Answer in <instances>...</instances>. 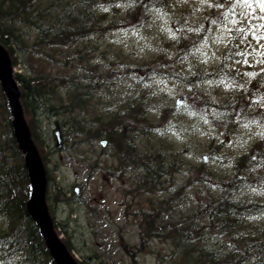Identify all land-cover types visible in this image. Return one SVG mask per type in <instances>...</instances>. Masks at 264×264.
I'll return each mask as SVG.
<instances>
[{"label": "rangeland", "instance_id": "1", "mask_svg": "<svg viewBox=\"0 0 264 264\" xmlns=\"http://www.w3.org/2000/svg\"><path fill=\"white\" fill-rule=\"evenodd\" d=\"M115 3L121 4L117 6H120L121 10L127 8L124 6L126 0H115ZM253 5L255 6L254 0ZM215 6L220 12L212 20H207L206 16ZM100 11L105 13L108 19L118 14L113 7L101 6ZM244 12L248 15L242 16L241 13ZM258 14H261L258 7L253 12L238 0L231 3H228V0H208V3H201L200 0H171L164 8L154 9L150 19L142 26L132 23L129 26L134 27L131 28L114 27L110 25L111 22L106 23L107 18L103 17L101 23L103 30L91 35V43L95 44L96 51L93 54L90 52L85 54L88 57L91 55L88 61H84L85 63L98 64L105 82L123 86L118 87L117 92L125 91L127 87L138 86L147 96L150 94L151 97L153 93L156 103H159L160 107H165L162 112L154 111L151 114V126L156 131L164 129L163 127L167 125L170 133L163 135L160 139L162 141H157L161 135H153L151 146L158 147L162 142L163 148L168 149L166 150L169 158L165 163L174 165H171L166 173L175 179L176 185L181 184L180 190L183 192L193 191L197 180L218 178L194 166L199 168L204 163L207 169L212 168L230 175L232 164L227 162H230L235 154L250 147L263 133L260 128L255 126L250 128V125L247 127L237 125L234 128L214 125L207 117L215 108L214 104L202 105L204 101L200 98L204 95L216 102L234 99L239 87L237 85L239 77L223 79L220 77L227 73L220 72L215 79L209 80L210 78H205L202 74L217 70L222 51L230 37L233 21L243 18L246 22H251ZM255 20L249 23V29L256 33L255 39L247 46L248 55L244 59L227 63L225 68H228L227 71L234 69L241 77L249 78L248 81L241 83L243 89L240 93L248 91L249 98L254 104L253 108L256 109L264 107V68H261L263 65L258 62V55L264 50V38H260L264 37V28H254L253 25H263L260 20ZM211 22L213 23L210 24ZM108 24L109 27L106 26ZM170 32L175 33V38ZM17 37L21 39L22 46L27 44V49L23 50L13 44L16 50L14 55L21 59L25 54H30L29 50L36 35L29 34L27 30ZM73 56L74 59L68 67L42 63V59L38 57L32 62L27 63L25 60H22L21 64L18 62L15 70L23 73L28 71L29 67L33 75H40L34 78V83H39V79L46 80L47 77H43L46 74L54 76L78 73L82 58ZM148 62L152 67H157L159 75L149 78V86L141 87L139 82L143 84V81L140 80L141 74L137 68ZM149 76L152 77L151 74ZM103 87L104 85L101 86ZM179 96L184 98V104L176 108V99ZM119 100L120 94L117 102ZM48 103L52 104L49 99ZM37 116L41 118L44 114L39 113ZM99 116L109 115L97 114L96 117ZM186 116L198 118L192 122L190 119L189 123L184 124ZM47 120L48 118L37 121V126L41 128V138L45 136L42 141L46 143V145L44 142L39 143L38 147L41 154L49 160L51 196L54 194L56 199L53 215L58 233L70 241L72 254L87 264H132L130 255L136 252L137 248L134 247H138L141 238L136 221L138 219L134 217L135 215L127 217L130 214L127 211L136 212L134 210H140L141 207L149 209L155 196L146 189L145 197L137 196L136 199L130 200V195L125 198L118 191L119 183L114 180L117 172L114 169H104L112 161L109 145L101 144L104 135L91 138L74 129L69 132L65 130L61 134L64 140L63 147L58 148L54 125L45 123ZM103 151L104 156L98 159L97 155ZM203 157H206V160ZM219 158H223L225 162H221ZM97 160L103 161L101 165L96 164ZM131 182L135 183L136 179L133 177ZM76 186H79V192L76 191ZM59 187L61 194L56 193ZM193 193L195 194V190ZM154 244V251L147 247L139 251L137 263H157V252L163 250L165 243L163 245L157 241ZM7 262L0 260V264H9Z\"/></svg>", "mask_w": 264, "mask_h": 264}, {"label": "trees", "instance_id": "2", "mask_svg": "<svg viewBox=\"0 0 264 264\" xmlns=\"http://www.w3.org/2000/svg\"><path fill=\"white\" fill-rule=\"evenodd\" d=\"M170 2L171 0H126L127 8L121 10L120 6H115V0H0V40L9 49L12 60L15 57L17 61L18 56L14 55L13 44L22 50L27 49V44H20L24 37L19 40L17 36L28 30L29 34L36 35L35 45L38 47L26 55L27 59L34 58L37 52L43 51L47 55L54 54L57 60L53 61L54 64L68 67L74 59L73 55L81 54L77 57L82 58L81 62H84L91 56H85L87 52L95 53V44L91 43L87 47L85 43L89 38L92 39L93 33L103 30L102 18L107 16L105 13L99 15L101 6H111L118 13L107 18L106 23L111 22L110 25L114 27L126 28L132 23L142 25L149 20L155 8H163ZM231 2L228 0V3ZM106 26L109 27V24ZM233 32L220 65L213 71L214 75L205 72L203 77L215 78L220 72L227 73L220 77L223 79H229L232 75L238 76L235 71H227L225 66L228 61L244 57L245 41L252 33L245 30ZM259 58L260 63L264 65V53ZM16 61L14 64H17ZM137 71L145 75L156 72L157 67H152L151 63H143ZM99 74L105 81L103 73ZM43 77H47L45 81L37 78L39 83H34V80L33 84L25 83L28 77L16 72V78L21 83L24 105L26 104V110L31 113L33 122L36 120V109L46 108L48 99H53L50 92H54L58 82L73 89L70 98L78 100L80 95L74 92H80L83 88L84 92H87L90 84L86 83V77L95 81L96 76L89 72L84 76L85 83L78 82L81 77L75 76L73 72L54 76L46 74ZM149 77L151 76H144L146 82L140 78L143 84L139 82V85L142 87L148 84ZM239 82L241 84L245 80L239 79ZM118 87L123 88L120 85ZM25 90L27 91L24 96ZM240 92H235L234 99L221 102L211 101L204 95L200 98L204 101L202 105L214 104L216 109L212 110L211 118L218 127H226L228 123L236 126L234 113L239 111L241 116L253 118L254 126L264 129V109H253L254 104L248 91ZM135 93L139 95L136 96ZM117 94H120V102H127L133 113L165 110V107L156 103L153 93L151 97L150 94L146 96V92L138 86L127 87L125 91L121 90ZM7 104L0 89V111L4 113L6 137L13 148H16L12 153H6V141L0 144V258H20L18 261L22 262L26 257L32 260L33 264H55L49 257L37 224L26 209L29 198L27 170L23 153L17 149ZM50 109L56 110L60 107L53 105ZM195 118L198 117L186 116L184 124L189 123L190 119L192 122ZM106 120L93 131L84 129L79 132L94 135L95 138L104 135L110 143L122 144L117 138L122 135L119 130L125 127V118L114 112ZM126 130L127 134L137 138L131 122ZM125 137L129 138V135ZM166 149L163 148L162 142L158 147L151 146L153 160L164 172L174 165L165 163L169 158ZM229 163L233 166V177L230 179L197 180L193 189L195 194L181 191L180 195L175 193L176 197H156L149 209L141 207L140 211L145 217V234L156 230L155 235L170 239L174 246L171 256L174 264H264V135L246 150L235 154ZM195 168L200 171L208 170L205 165ZM158 175L155 173L150 177L151 182L145 189L150 191L152 182L156 187ZM51 185L47 189L49 197ZM161 209L164 214L158 213ZM181 209L183 211L179 218L175 219V213ZM6 221L11 223V227H6ZM33 251L39 253L35 254ZM29 255L31 258L27 257Z\"/></svg>", "mask_w": 264, "mask_h": 264}, {"label": "bare ground", "instance_id": "3", "mask_svg": "<svg viewBox=\"0 0 264 264\" xmlns=\"http://www.w3.org/2000/svg\"><path fill=\"white\" fill-rule=\"evenodd\" d=\"M32 1V0H31ZM33 6V5H32ZM103 12L99 10V15L102 14ZM134 26H129L126 28H131ZM26 34V33H25ZM30 36V35H29ZM36 39V38H35ZM88 40V39H87ZM0 44L4 47V49L7 50L9 57H10V61L7 65L6 68L10 67L12 68L13 72H16V64H14V61H16V58H14V60H12V56L11 53L9 51V49L7 48V46H5V44L0 40ZM85 45L87 47H89L91 45V40L89 38V40L85 43ZM38 47V45H35V40L33 41V44L29 50V53L31 54L36 48ZM22 50V49H21ZM27 50H25L26 53ZM14 52H16L15 48H14ZM37 57H43L42 58V63L48 62L49 65L54 63L53 61H57L54 57V54L51 53L50 55H47V53H44L43 51L37 52L36 56L34 58H30L27 59V56L25 54V56L23 58H18V60L16 61L17 63L19 62L20 64L22 63V60H25L27 63L28 62H32L34 59H36ZM1 64H0V69L5 67L3 65L4 61L0 60ZM87 63L85 62H79L80 65V71L77 74L80 81L78 80V82L80 83H85V81L83 80L85 77L89 74V72L95 77L93 81L92 79L86 77V83L90 84V89L87 90V92H84L85 88L82 89L80 92L76 91L74 93L78 94V96L80 95V98L78 100H74L70 98V95H72L73 93V89H71L70 87H68V85L65 84H59L57 85L56 88L53 89L54 92H50V94L52 95L53 99H50V101L52 102L51 105H47L46 108L44 109H36V115H35V121H32V115L31 113H29L26 110V104L24 105L22 96L23 94H20V102L23 103L22 104V116H21V120H20V124L24 127V131L19 130V128L16 125V115L13 113L12 107L10 105H8V115H9V120L10 123L12 124V128L14 131V135H15V139L16 142L18 144L17 149L19 148V150H22V145L21 143V139L25 136V134L29 133L31 134V138L33 139V141L35 142V144L38 143H43L45 139V136H42L41 133V128L39 126H37V121H41L43 119H47V121H45V123L47 124H53V130L55 132V136H56V142H58V136L62 134V131L68 130V132L71 129L77 130V131H83L84 129L89 130V131H93L94 129H96L102 122L107 121L106 119L109 117H105V116H99L96 117L97 114H102V115H110L115 113L121 114L125 120H124V124L125 127L122 130H119L120 132H122V135L117 138L120 141H122V144L119 143H110L109 147H110V157L112 159V161L110 162V164H108L107 168L104 169H109V170H113L117 172V177L114 179L115 182L119 183L118 184V191L121 192V194H123V196L126 198V196L130 195L131 199L130 200H134L137 198V196L142 197L144 195L145 197V187H147L148 183L151 182L150 177L153 176L155 173L159 174L158 177H156V187L154 186V183H151L152 189L149 191L152 193L153 196L156 197H176L177 195L175 193H181L182 190L181 189V184L179 183L178 185L175 184V179L172 176H169V174H167L166 172H164L163 170H161L159 168V164H157L154 160H153V153L151 151V145L153 143V135L158 136L161 135L157 138V141H159L163 135H166L170 133V128L169 126H164V129H160V130H153V127L151 126V121H152V117H151V111L148 112H139V113H133V111L129 108L130 106H127V102H120V100L117 102L118 99V94H117V88H118V84H109V82H105L104 79L102 78V75L99 73H102L100 70V66L98 64H92L94 66H90L86 65ZM27 70L29 71H24L23 73L21 72L22 75L26 76L30 75L31 77L27 78L25 80V83H32L33 84V80L34 78L40 76L38 74L33 75V71L28 67ZM15 77V74H14ZM27 77V76H26ZM40 82V81H39ZM104 85L103 88H101V86ZM0 89L2 94L5 96L7 103L9 102V98L6 92V89L3 85L2 80L0 79ZM70 90V91H69ZM26 91H24V96L26 95ZM96 92L98 93L96 95ZM136 96H138L139 94H136ZM147 96V94H146ZM81 99V100H80ZM72 101H75V103H73ZM76 101H79L78 103ZM56 105L58 107H60V109H50L51 106ZM92 112V113H91ZM39 113H43L44 117L39 118L37 116V114ZM4 113L2 111H0V144L5 140V147H6V153H12L14 150H16V148H13V145L11 143L8 142L7 137H6V128L4 126ZM100 121V122H99ZM132 123L135 127V131L137 133V138L134 137V135L132 134H127V125L129 123ZM97 125V126H96ZM123 126V125H122ZM41 135V136H40ZM125 135H129V138H126ZM38 136V138H37ZM88 136V135H87ZM89 137L91 138H95L94 135H89ZM88 137L85 138V140H87ZM130 139V140H129ZM90 141V139H89ZM161 141V140H160ZM45 143V142H44ZM124 143V144H123ZM46 145V143H45ZM63 145L61 147L58 148H62ZM46 153H47V149H45ZM39 155L41 157L42 160V164L44 165V169L46 172V188L48 186L51 185V179H50V172L48 170L49 166V160L46 159V157H44L41 152H39ZM104 156V151L102 152V154H98L97 158L99 159V157H103ZM220 157V156H219ZM220 159V158H219ZM221 162H225V160L222 158L220 159ZM103 161L97 160L96 164L101 165L100 163H102ZM228 164H230L229 162H227ZM224 166V165H223ZM26 170H27V176H28V188H29V198L31 196L32 193V187H33V183L32 180L33 178L38 174L37 170L35 167H28L27 165H25ZM233 166H231L232 169ZM225 167H223L224 169ZM208 174L214 175L216 177H218L221 180L224 179H230L231 177H233L232 173L230 175L227 174H222L219 170H214L212 168L207 170ZM234 174V173H233ZM134 177V179H136L135 183L131 182V179ZM129 184V186H128ZM227 184V183H226ZM76 191L79 192V186H76ZM58 190V189H57ZM133 191V192H131ZM47 192V191H46ZM60 187L59 190L56 193H60ZM75 192V191H74ZM138 193V194H135ZM189 193H193L192 190L189 191ZM46 206H47V211L48 214H50L52 221H53V225H54V229L57 233V235L60 237V239L62 240V242L64 243V245L66 246V248L68 249V251L70 252V254L72 255V257L76 260V262L78 264H87L85 261L77 259L73 254H72V245L70 243V241H68L66 238H64L63 236H61L58 231H57V223L56 220L54 219V205L56 206V199L54 198V194L49 197L48 194L46 196ZM125 201V199H124ZM28 201L26 202V209L29 212L28 209V205H27ZM125 208L126 210H128L127 205L125 204ZM136 212H132V211H127L128 214L127 217H129L130 215H135L134 217L138 220L137 221V225H139V236H141V241L139 242L138 247H134L137 248L136 252H133V255H130L132 258V264H139L137 256L139 254L140 250L145 249L146 247L152 251H154V242H161L163 245L165 243L164 248H162V251H158V249L156 248V250L158 251V259H157V263L156 264H174V262H172V251L174 250V246L171 243L169 238L163 237L161 235H155L157 232L156 230L154 232H151L149 234H145V217L144 214L140 211V210H134ZM183 210H179L175 213V219L179 218L180 213ZM158 212V211H157ZM160 214H164V211L159 210ZM5 220V217H4ZM6 227H11V223H8L6 221ZM39 232L41 234V236L43 237V240L45 239L43 234L41 233L40 227H38ZM143 237V238H142ZM48 253H49V257L52 259V261L55 264H58L57 260L55 259L54 255L51 253L50 249H47ZM72 251V252H71ZM34 252V251H33ZM35 254L39 253L37 251L34 252ZM39 255V254H38ZM31 258V255L27 256ZM20 258H18L19 260ZM0 260H5L8 261L7 263L9 264H33L32 260H28V258H23L22 262H19L17 259L15 258H0Z\"/></svg>", "mask_w": 264, "mask_h": 264}, {"label": "water", "instance_id": "4", "mask_svg": "<svg viewBox=\"0 0 264 264\" xmlns=\"http://www.w3.org/2000/svg\"><path fill=\"white\" fill-rule=\"evenodd\" d=\"M0 60L4 61L5 67L0 69V79L6 89L9 104L12 107L13 113L16 115V125L19 130L24 131V127L19 123L22 116V103L20 102V88L14 78L13 70L10 67L6 68L10 57L6 49L0 44ZM1 64V62H0ZM181 100L179 99V102ZM22 149L25 153L26 165L35 167L38 174L33 178L32 193L28 200V209L32 217L35 219L40 227L45 241L51 253L54 255L58 264H78L72 257L60 237L57 235L52 218L48 214L46 206V172L42 164L41 157L37 145L31 138V134L27 133L21 139ZM62 139L58 136V146H61Z\"/></svg>", "mask_w": 264, "mask_h": 264}, {"label": "snow or ice", "instance_id": "5", "mask_svg": "<svg viewBox=\"0 0 264 264\" xmlns=\"http://www.w3.org/2000/svg\"><path fill=\"white\" fill-rule=\"evenodd\" d=\"M201 3H208V0H200ZM238 2L243 3L246 7L251 8L253 12H255L256 7L259 8L260 13H264V0H254L255 6L253 5V0H238ZM220 7H222V5H220ZM159 11V10H157ZM242 16H247L248 13L244 12L241 13ZM254 19H259V20H264V15H259L256 17H253ZM254 28L256 27H264V25H253ZM170 34L173 36V38H175V33L174 32H170ZM255 35V32L253 33ZM260 38H264V37H260ZM209 83H212L211 81H209ZM245 127H247V125H245ZM261 135H264V133H261ZM253 159H255V157H253ZM253 191H255V189H253Z\"/></svg>", "mask_w": 264, "mask_h": 264}]
</instances>
